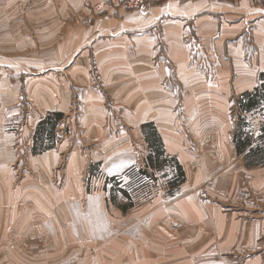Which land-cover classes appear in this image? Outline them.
Masks as SVG:
<instances>
[{
  "label": "crops",
  "instance_id": "crops-1",
  "mask_svg": "<svg viewBox=\"0 0 264 264\" xmlns=\"http://www.w3.org/2000/svg\"><path fill=\"white\" fill-rule=\"evenodd\" d=\"M98 1L0 0V169L12 168L13 145L32 149L51 112L64 115L62 142L81 127L100 163L89 193L81 142L30 154L39 175L0 176V264H264V165L238 154L232 117L236 98L264 83V0H164L80 16ZM108 101L119 124L107 121ZM9 119L22 128L6 129ZM244 120L246 150L262 145L264 107ZM145 124L161 139V168L147 166ZM67 150L57 186L51 170ZM175 162L177 189L163 185L125 214L110 206L107 178L127 188L133 166L173 178Z\"/></svg>",
  "mask_w": 264,
  "mask_h": 264
},
{
  "label": "rangeland",
  "instance_id": "rangeland-1",
  "mask_svg": "<svg viewBox=\"0 0 264 264\" xmlns=\"http://www.w3.org/2000/svg\"><path fill=\"white\" fill-rule=\"evenodd\" d=\"M161 1H164V0H161ZM161 1H159V2H161ZM258 2H261V1H258ZM106 4L107 3H105L104 1L103 2L98 1L95 4H88V6L85 5L86 13H81L80 16H83L84 18L86 16L94 17V16L100 15V14H106V13H108V11H111V10H122L124 12L132 11V10H124L122 8H119V7H116V8L108 7ZM92 70H93L92 73H95V76H97L98 72L95 69V66H93ZM98 93L100 94V97L105 99L103 97V92L101 89H99ZM240 98L241 97H239L238 99L236 98V101H234V105L232 106V109H233L232 117L235 119L236 126L239 125L240 118L244 119V116L246 115V113L243 112L241 110V108L239 107V104H236ZM23 106L26 108V103H23ZM104 107L106 110V114L109 117V119H107V121L111 124L112 123H114L115 125L119 124V121L116 120L117 116L114 114L115 110H116L115 103L113 101H108L104 105ZM73 112L75 114H77V113L79 114V112L77 110L73 111ZM67 118L68 117H66L65 120H67ZM63 119H64V115H63ZM62 122L64 123V121H61L58 124L57 129L54 133V139L52 142L53 148L56 146L57 143H60V141H61V144H65V145H70L71 143H75V142H77V143L81 142L80 146H81V148L84 149V151H82V153L83 154L88 153V157L90 159L89 160L90 165H89V167H87V170H86L87 177H86V185H85L86 186V192L89 193L92 191V188H91L92 186H90V179L93 176L100 174V163L91 161L92 160L91 159L92 152H90V150L93 148V144L85 138L84 131L81 127H78V134L79 135H77L76 137L73 138L74 141L68 140V141L62 142V140H65L66 137H67V139H69V137H70L66 125L65 126L62 125L63 124ZM22 125H23L22 121H15L13 119H9L8 122L6 123V129H10V130H13L12 132H16V130L22 128ZM256 135L259 136V133L257 131H256ZM22 136H19L20 139H17V137H16L15 144L19 143V142L20 143L26 142V137H24V136L22 137ZM132 140H133V143H134V141H136L138 143V140H134V137H132ZM135 145H137V144H135ZM33 147H34V141H33ZM42 147H46V146H42ZM12 148H14V150L13 151L10 150L8 152L12 153L13 157L16 154L15 159H14L15 161H14V163H12V168L0 169V176H5L6 174H8V175L14 174L16 176V178L21 179L22 177H24L26 175H33V174L39 175V173H35L32 170V168H30V165H29L28 160H29L30 154L32 156H34V154H32V149H30V148L29 149H26V148L23 149L20 147H16V148H18V150L15 151L14 145L12 146ZM68 153H69V150H67L65 152L63 151L60 154V157H62L61 163L59 165H57L55 167V169L51 170V174H53V176L55 177L54 178L55 184L57 186H58V183L61 182V180H62L63 173L65 171V164H66ZM13 157L11 159H13ZM146 169H147V166H146ZM143 171H145V172L143 173ZM127 176H128V178H127L128 181L130 180L128 182V183H130V185L125 189L127 190L128 195H130V198L132 199V205L133 206L134 205L138 206L142 202L151 201L159 191L163 190V188H162L163 185L165 186V188H167V190H168L167 192L171 191V188H169V182L172 181V178H170V173L164 172L163 174H156L155 172H150V171L145 170L142 166H140V167L133 166L127 172ZM107 179H111V178H107ZM116 181L119 183L118 189H124L125 186L122 188V186H120L122 183L120 181H118L117 179H116ZM115 186H116V184L112 183V182H107V185L105 183H103L104 189L108 190V198L107 199L111 200V202L109 201L111 203V205L110 204L109 205L114 207V204H115V207H117L119 210H121L120 207L126 206L127 209L125 211L121 210V212L123 214L130 212L133 208H135V206L134 207L133 206L127 207V205L130 204L129 201L126 200L125 198L121 197L120 194L114 199V204H112V196L114 193L117 192V186H116V188H115ZM16 218L18 219L19 216H17ZM7 219H9V217L3 218V224H4V221H6ZM45 219H46V217H45ZM45 219L39 220V221H33V223H39L40 224L43 221H45ZM30 220L31 219L27 220V222L29 224H30ZM17 222H20V221H16V223ZM9 223L10 222H8L6 224H9ZM34 226H35V224L33 225V227Z\"/></svg>",
  "mask_w": 264,
  "mask_h": 264
},
{
  "label": "trees",
  "instance_id": "trees-1",
  "mask_svg": "<svg viewBox=\"0 0 264 264\" xmlns=\"http://www.w3.org/2000/svg\"><path fill=\"white\" fill-rule=\"evenodd\" d=\"M264 77V74L262 75ZM239 107L243 112H250L260 105L264 107V83L252 93H245L238 100ZM63 114L57 112L48 113L41 121L37 124L34 132V147H32V154H40L46 150L53 148L54 133L57 129L58 124L62 121ZM245 120L240 118L239 131L234 135V140L237 148L238 154H244L246 159L247 167H256L264 165V143L256 147H252L246 150L250 145V137L245 130L242 132V124L246 126ZM142 133L144 139L149 148V154L146 157L147 166L151 168H161L166 164V158H164L163 146L161 139L158 136L155 128L151 124H145L142 126ZM264 129V128H262ZM264 138V137H263ZM46 146V147H42ZM48 146V147H47ZM172 161V160H171ZM170 163V162H169ZM145 171H143L144 173ZM174 176L172 181L169 182V188L172 190L177 189V187L184 181V172L182 168L175 162L174 163ZM115 183L117 186V192L112 196V203L114 204V199L120 194L121 197L129 201V206L132 205V199L129 197L127 190L118 189L119 183L116 179L111 178L105 181ZM115 186V188H116ZM121 210L125 211L126 206L120 207Z\"/></svg>",
  "mask_w": 264,
  "mask_h": 264
},
{
  "label": "built area",
  "instance_id": "built-area-1",
  "mask_svg": "<svg viewBox=\"0 0 264 264\" xmlns=\"http://www.w3.org/2000/svg\"><path fill=\"white\" fill-rule=\"evenodd\" d=\"M160 0H104L108 7H119L124 10H140L145 3L155 2ZM263 2V0H258Z\"/></svg>",
  "mask_w": 264,
  "mask_h": 264
},
{
  "label": "bare ground",
  "instance_id": "bare-ground-1",
  "mask_svg": "<svg viewBox=\"0 0 264 264\" xmlns=\"http://www.w3.org/2000/svg\"><path fill=\"white\" fill-rule=\"evenodd\" d=\"M160 1H161V0H160ZM156 2H159V1L149 2V3H145V4L156 3ZM145 4H144V5H145ZM144 5H143V6H144Z\"/></svg>",
  "mask_w": 264,
  "mask_h": 264
}]
</instances>
